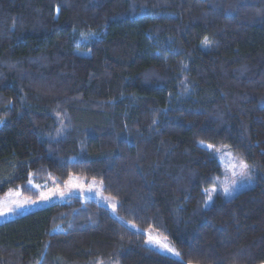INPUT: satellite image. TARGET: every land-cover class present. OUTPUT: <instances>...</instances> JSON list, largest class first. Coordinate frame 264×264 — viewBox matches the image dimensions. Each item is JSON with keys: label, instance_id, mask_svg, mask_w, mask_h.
<instances>
[{"label": "trees", "instance_id": "1", "mask_svg": "<svg viewBox=\"0 0 264 264\" xmlns=\"http://www.w3.org/2000/svg\"><path fill=\"white\" fill-rule=\"evenodd\" d=\"M200 142L255 184L205 207ZM71 175L115 212L68 196L0 222V264H264V0H0V196Z\"/></svg>", "mask_w": 264, "mask_h": 264}, {"label": "rangeland", "instance_id": "2", "mask_svg": "<svg viewBox=\"0 0 264 264\" xmlns=\"http://www.w3.org/2000/svg\"><path fill=\"white\" fill-rule=\"evenodd\" d=\"M200 144L212 153L222 171V175L216 178L215 183L205 189V207L212 203L216 193L229 198L255 184L252 168L227 146H217L207 142H200ZM241 164L247 167L241 168ZM28 187L33 194H23L20 187H15L0 196V222L55 202H62L68 196H78L86 200L93 199L109 208L112 213L115 212L117 206V200L104 194L101 183L96 179L87 181L79 176L71 175L61 183H55L52 179L44 182L30 180ZM225 189L228 191L225 192ZM145 233L147 245L162 253L177 256V252L166 239L150 230ZM164 245H167V248Z\"/></svg>", "mask_w": 264, "mask_h": 264}, {"label": "snow or ice", "instance_id": "3", "mask_svg": "<svg viewBox=\"0 0 264 264\" xmlns=\"http://www.w3.org/2000/svg\"><path fill=\"white\" fill-rule=\"evenodd\" d=\"M204 43H205V45H207V44L209 43V41L206 39V40L204 41ZM240 167H241V168H246L247 165L241 164ZM227 191H228V190L225 189V192H227ZM164 247L167 248V245H164Z\"/></svg>", "mask_w": 264, "mask_h": 264}]
</instances>
